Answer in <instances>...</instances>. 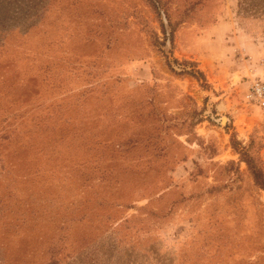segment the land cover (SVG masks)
Segmentation results:
<instances>
[{
  "label": "rangeland",
  "instance_id": "obj_1",
  "mask_svg": "<svg viewBox=\"0 0 264 264\" xmlns=\"http://www.w3.org/2000/svg\"><path fill=\"white\" fill-rule=\"evenodd\" d=\"M264 0H0V264H264Z\"/></svg>",
  "mask_w": 264,
  "mask_h": 264
},
{
  "label": "built area",
  "instance_id": "obj_2",
  "mask_svg": "<svg viewBox=\"0 0 264 264\" xmlns=\"http://www.w3.org/2000/svg\"><path fill=\"white\" fill-rule=\"evenodd\" d=\"M246 97L248 99H257V101L259 100L261 103H263L262 97H264V83L257 81L254 82L251 87H250V91L247 93Z\"/></svg>",
  "mask_w": 264,
  "mask_h": 264
},
{
  "label": "trees",
  "instance_id": "obj_3",
  "mask_svg": "<svg viewBox=\"0 0 264 264\" xmlns=\"http://www.w3.org/2000/svg\"><path fill=\"white\" fill-rule=\"evenodd\" d=\"M245 161H246L247 166L250 169L251 174L253 175L254 179L259 180L260 182H264L260 168L257 167L256 165H253L251 163L250 159H246Z\"/></svg>",
  "mask_w": 264,
  "mask_h": 264
}]
</instances>
